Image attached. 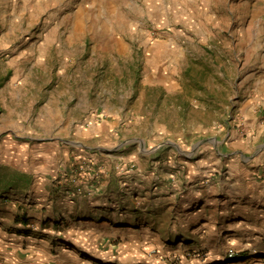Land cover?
<instances>
[{
	"label": "rangeland",
	"instance_id": "374dc122",
	"mask_svg": "<svg viewBox=\"0 0 264 264\" xmlns=\"http://www.w3.org/2000/svg\"><path fill=\"white\" fill-rule=\"evenodd\" d=\"M107 2L0 0V229L14 234L27 216L30 203L14 208L31 183L20 168L58 133L54 165L92 147L102 158L87 166L112 177L110 202L141 206L159 181L177 203L193 187L205 196L157 232L123 206L93 232L58 220L49 244L52 224L31 221L39 244L5 253L32 264H264V0ZM97 123L107 133L93 136ZM157 161L171 170L147 180ZM4 242L0 232V264Z\"/></svg>",
	"mask_w": 264,
	"mask_h": 264
},
{
	"label": "crops",
	"instance_id": "0c3cea01",
	"mask_svg": "<svg viewBox=\"0 0 264 264\" xmlns=\"http://www.w3.org/2000/svg\"><path fill=\"white\" fill-rule=\"evenodd\" d=\"M104 1H108L107 3L113 4L112 0ZM151 2L153 3V1ZM115 3L116 2H114V4ZM140 3H142V0H127V4L130 8L136 5H142ZM97 124L98 127L92 129L96 134L93 136H99V134L101 135L103 132L107 133L109 125H105L104 123ZM54 139L64 140L60 133H58V135L46 138L48 141L43 143V145L34 147L33 151H31V153L28 155L30 157V165L28 164L27 166L20 168V171H22L24 174H27L29 177L31 176V183L28 188V192H26L25 195L16 197L17 201L14 204V208H16V204H19V206H21L23 203L30 204H26L27 208L20 212L21 214H26L27 216H22L17 219V230L14 234L9 235L8 230L3 229V227L0 229L1 235L5 237V242L1 246V252L3 251V254H5V264H32L26 260V262H18L13 260V255H17V257L26 256L25 253H23L25 251L23 246L18 244L20 241H27L31 246H34L35 243L39 244L37 243V239H33V236L37 234L35 232H39V230L41 232L42 228L41 226H35L33 232H30L28 228L31 226V221H34V223L37 222L38 224L44 220H47L49 222L48 224H52V228L45 229L44 232L50 231V234L52 233L53 224L58 220H63L62 228H64L65 221L67 223L71 222L72 229H70L72 231H76V229L80 227L81 232H93L108 228L111 219H115L114 222L118 220L116 219L118 213L116 211L109 213V208L123 206L125 207L124 212L125 216H127V219H131V221L133 219H135V221L140 219L141 222H146L147 224L151 223V226H156V228L154 229V227H149L148 225L149 229L152 228L157 232L161 229V225L159 223L169 220L166 219V216L173 215L175 209H177V211L184 209L188 212H191L190 210L192 208V201H195L198 197L205 196V192L203 193L202 190L198 191L195 187H193L190 191L185 193L183 196L184 200L177 203L175 201L177 195L173 194L175 190L167 191L168 193L166 194L163 182L159 181L153 186H151V184L150 186H146L147 196H145L143 199H140V201H142L141 206L135 202L133 203V199L127 200L123 205L120 204V202H114V200L110 202L112 194L106 187V179L111 181L112 177L105 173L104 175L107 176L106 179L101 178L102 180H100V175L96 177V169L87 166V163H93L94 165V161L100 163V158H102L101 153L99 155L92 152V147H87L85 150L81 149V151L78 148H81L82 146H78V148L72 147V150L67 149L65 152L68 154L71 153L70 156L73 155V158L71 159V157L67 155L69 158H67L65 164H71L75 167L72 166L73 170L70 171L71 173L67 174L65 179L63 178V175L58 179V176H60V171L65 169L67 164L66 166L59 167L57 164L54 165V161L58 160L56 155L57 144L56 142H53ZM76 142L80 143V140L77 139ZM80 159H83L84 162L80 161ZM85 159L88 160V162H86ZM82 164H85L86 167L84 168ZM154 164L153 166L143 167V169L147 171L145 172V174H147V176L145 175V178L147 180L164 179L162 175H164L165 170H171V167H165L166 164L162 165L160 161L154 162ZM195 165L196 164L193 163L192 166L195 168ZM98 170V173L100 174L101 169ZM139 170L140 169L138 168L136 172L133 171V174H137ZM194 171L195 170H192L193 173H195ZM193 173L189 174V178H194L192 177L194 176ZM130 180L132 182V176ZM67 183H71L75 188L70 186L71 184L69 185ZM65 184L68 186H65ZM176 214L180 218L181 214L179 212H176ZM79 216L80 226L76 224L78 222L77 220H73V218ZM101 221H103L102 224H100ZM55 229H57V227ZM58 229H61V227L58 226ZM53 237L54 235L51 234L47 237V240L43 241L49 244V241L52 240ZM5 251H8L10 255L13 254L10 256V259L9 256H7V252L5 253ZM32 252H34V250L27 251V254ZM26 259H28V257H26Z\"/></svg>",
	"mask_w": 264,
	"mask_h": 264
},
{
	"label": "built area",
	"instance_id": "2783aa9c",
	"mask_svg": "<svg viewBox=\"0 0 264 264\" xmlns=\"http://www.w3.org/2000/svg\"><path fill=\"white\" fill-rule=\"evenodd\" d=\"M233 255H234V251L231 250L229 256L232 257Z\"/></svg>",
	"mask_w": 264,
	"mask_h": 264
}]
</instances>
